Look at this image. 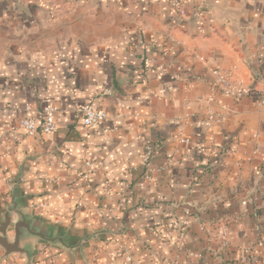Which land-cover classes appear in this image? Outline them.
I'll return each mask as SVG.
<instances>
[{
	"label": "crops",
	"instance_id": "0c3cea01",
	"mask_svg": "<svg viewBox=\"0 0 264 264\" xmlns=\"http://www.w3.org/2000/svg\"><path fill=\"white\" fill-rule=\"evenodd\" d=\"M178 1L183 18L168 0H0V213L19 179L34 218L77 238L97 233L83 254L40 244L34 264L258 260L264 0ZM146 51L156 65L145 66ZM215 67L236 83L216 90L219 124L198 100L212 90ZM86 104L109 119L85 130L77 110ZM47 105L57 110L55 132L27 136L20 122L40 124ZM146 139L153 166L177 162L156 184L142 179ZM84 160L102 167L87 174ZM221 232L225 251L213 240ZM2 254L0 264H24Z\"/></svg>",
	"mask_w": 264,
	"mask_h": 264
},
{
	"label": "built area",
	"instance_id": "2783aa9c",
	"mask_svg": "<svg viewBox=\"0 0 264 264\" xmlns=\"http://www.w3.org/2000/svg\"><path fill=\"white\" fill-rule=\"evenodd\" d=\"M171 9L175 12L176 16L183 18L185 16L184 9L178 0H168ZM145 66H154L160 59L158 57L152 56L150 51H146L142 57ZM212 85L213 88L210 93L205 98H198L199 101H204L207 110V120L212 124H219L224 119L225 115L214 113L210 106L216 98V90L223 91L229 90L236 84L231 74L219 67H215L211 71ZM56 108L52 105H47L42 109V120L40 124L36 123L35 120L31 118H24L20 122V126L25 130L27 136H34L37 132H41L45 136L55 132V114ZM227 112V111H226ZM77 113L81 116L82 126L85 130H94L102 125L105 121L109 119L108 115L101 110H94L88 104L81 106ZM1 138V136H0ZM180 143L183 145H188L189 140L184 137H180ZM154 144L151 140L146 139L143 144V151L140 165L143 168L142 179L148 184H156L159 177L169 178L171 176V169L176 165V161L169 158L162 166L155 167L152 165L153 155H154ZM83 165L86 169L87 174H93L97 170L101 169L102 163L93 160H84ZM108 188V187H107ZM109 194V191H107ZM78 205H81L78 202ZM176 224H171L170 228L165 233V236L170 239L171 232L176 230ZM180 244H183V236L177 235ZM160 242H163L162 238H158ZM213 240L216 241L221 250H226L229 245V240L226 232H221ZM255 247L259 255L258 260L255 264H264V239L260 238L256 241ZM200 257V256H196ZM126 262H131V257L129 254L125 255ZM153 264H177V260L173 261H153Z\"/></svg>",
	"mask_w": 264,
	"mask_h": 264
},
{
	"label": "water",
	"instance_id": "95a60500",
	"mask_svg": "<svg viewBox=\"0 0 264 264\" xmlns=\"http://www.w3.org/2000/svg\"><path fill=\"white\" fill-rule=\"evenodd\" d=\"M19 179L13 180L9 192V203L0 213V250L2 258L18 255L24 264H34L38 245H46L68 252L79 251L83 254L84 245L91 238H77L66 231L48 226L30 215L24 206L23 197L17 190Z\"/></svg>",
	"mask_w": 264,
	"mask_h": 264
},
{
	"label": "rangeland",
	"instance_id": "374dc122",
	"mask_svg": "<svg viewBox=\"0 0 264 264\" xmlns=\"http://www.w3.org/2000/svg\"><path fill=\"white\" fill-rule=\"evenodd\" d=\"M0 251H2V250H0Z\"/></svg>",
	"mask_w": 264,
	"mask_h": 264
}]
</instances>
